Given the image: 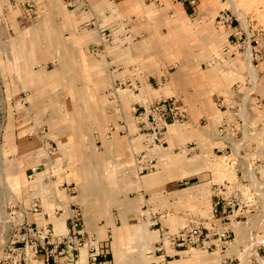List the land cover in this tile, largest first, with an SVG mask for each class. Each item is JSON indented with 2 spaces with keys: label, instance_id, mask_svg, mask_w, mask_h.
<instances>
[{
  "label": "crops",
  "instance_id": "0c3cea01",
  "mask_svg": "<svg viewBox=\"0 0 264 264\" xmlns=\"http://www.w3.org/2000/svg\"><path fill=\"white\" fill-rule=\"evenodd\" d=\"M31 1V12L19 7L8 14H18L21 20L26 15L42 16L44 22L12 29L15 34H10L2 46L0 109L4 101L5 108L9 104L12 111L15 101L22 107L19 112L25 110V91H69V102L77 103L72 98L76 96L74 91H93L95 87V91H102L108 117H115L117 124L125 123L130 130L128 137H121L123 141H115L123 148L124 160L148 157L144 163L148 166L137 170L141 195L121 204L113 214L85 211L79 191L67 196L57 186L59 173L52 169L47 172L46 166L55 162L58 151L49 159L44 151L45 140L55 141L45 134L39 138L43 143L42 160L46 162L38 163L37 175L46 178L29 179L30 167L22 169L25 175L21 181L24 179L25 184L20 200L14 205L2 203L3 221L11 223L8 232L22 221L64 231L70 225L75 201L82 209L84 228L91 231L87 223L93 221L96 226L92 231L102 245L97 263L90 261L84 247L77 264H155L158 260L166 264H241L240 257H247L249 250L254 252L252 259L255 251L260 253L264 249V229L257 234L260 238L253 240L252 224L248 222L253 215H263L264 209V117L260 115L264 105L259 107L253 99L264 97V91L256 85L259 73L253 77L248 70H241L246 52L242 60L240 54L230 57L218 49L208 59L211 53L206 50L205 34H226L229 42V28L217 22L219 9L201 6L202 0L197 6L180 0H81L77 10L69 7L67 0ZM8 3L0 0L2 7ZM210 47L216 49L214 42ZM95 49L105 52L96 53ZM51 59L56 62L53 68L43 65ZM220 70L230 73L223 76ZM238 74L240 78L228 86ZM236 86L239 91L235 94L232 89ZM205 91L217 97L209 98L208 106ZM168 92L181 97L187 118L182 123H171L165 142L151 146L147 135L137 130L133 108L147 106ZM227 96L239 106L243 120L239 137L229 145L218 133L224 112L218 102ZM35 142L23 153L17 148L20 143L14 145L21 168L25 157L38 151L40 154V143ZM238 144H242L249 160L243 152L237 153ZM6 145L9 147L8 141ZM226 182L234 184L243 198L240 209L221 224V230L232 231L226 248H180L168 256L157 252L155 246L163 231H179L192 219L212 227L216 221L212 210L216 187ZM209 240L214 245L222 244L217 236Z\"/></svg>",
  "mask_w": 264,
  "mask_h": 264
},
{
  "label": "rangeland",
  "instance_id": "374dc122",
  "mask_svg": "<svg viewBox=\"0 0 264 264\" xmlns=\"http://www.w3.org/2000/svg\"><path fill=\"white\" fill-rule=\"evenodd\" d=\"M202 1L203 3L200 4L201 6L219 9V13L223 10L233 12L240 17L245 29H247L250 24L257 25L264 29V0ZM194 5L197 6V4ZM18 8L19 7L13 8L10 0L7 6L2 7L0 5V54L4 52L2 46L4 43H7L6 41L9 39L10 34H15L12 29H19V27H28V25L44 22L40 20L42 16L38 18L35 15H26V19L24 18L22 20L18 14L8 16L10 9L19 10ZM27 18H29V20H27ZM5 20L9 21L5 22ZM214 28L216 30L215 26ZM210 33H208V35L205 34L206 50L210 49L209 53H211L208 59H211L212 55L216 53L218 49L220 51L228 44L226 34H219L217 32L216 35L213 36L210 35ZM32 34L36 35V33ZM213 42L217 50L210 47ZM6 50L9 51L8 48ZM243 55L244 53L239 56L242 58ZM245 56V61L241 69L242 72L248 70L249 74L253 77L257 76L259 73L260 79L256 85L259 86L258 88H260L261 91H264V62L254 68L249 62L248 50ZM242 60H244V57ZM43 65L48 66V68H53L56 62L54 59H51ZM220 72L223 76L230 73L228 70H220ZM238 75L239 77L237 76L235 79L228 82V86L231 85L233 81L240 78V74ZM93 89V91H74L76 96L74 97V95H72V98H75L77 103L69 102L71 99L69 91H25L22 93V96L27 100L25 104L27 108H25V110L23 109L22 112H19L22 107L18 106L19 104L15 101L12 103V106L15 107L12 111L11 109L9 110V104H7V110L3 108L6 110L5 113L7 116L4 131L6 129V123L8 126L6 132H2L0 143V260L4 257L5 238H7L6 233L11 226V223L3 221L5 219L3 216L5 208L3 209L2 203L5 204L4 206L8 203L14 205L17 200H20L22 194L21 188L24 186L22 184H25L24 179L21 181V178L25 175L21 173L23 168L26 169L30 167L31 169V167H39L40 165H38V163L42 164L46 162V160H42L43 143L41 138H39L40 135H30V133L37 130L38 127L45 126V134L58 145L57 158L54 160L55 162L46 166L47 172L53 170L59 173V181H74V183H76L77 190L79 191L80 203L83 205L85 211L86 209L89 211L92 210L95 213L97 211H102L103 216H106V213L113 214L117 212L120 210L119 207L121 204L129 203L135 196L141 195L138 186L139 177L137 173L139 172L137 168L140 167L143 169V166H148L144 164L148 157L144 158L143 156H139V158L135 157L134 160H128L127 158L124 160L125 157L123 155H125V153L123 148L117 145L116 142L118 139L123 141L121 137H128V135L116 133L110 139L105 138L108 123L115 122V124H117V119L115 117H113V119L108 117L106 108L103 106L105 100L102 91H95V87H93ZM208 92L210 91H205L204 94L206 106H208L207 102L209 98H212V100H216L217 98L215 96L211 97ZM174 94L176 93L168 92L165 96ZM31 95L32 97H30ZM159 98L161 97L157 99ZM2 104L6 107L4 101ZM3 106H1V108ZM134 109L135 108H133V111ZM1 113L2 112H0V115ZM260 115L264 117V112L260 113ZM210 117L212 116H208V118ZM246 135H249L247 130ZM99 137L103 140L102 144L99 141L97 142ZM7 141L9 147L6 145ZM35 141H39L40 143V154L37 155V153H39L38 151L25 157V160H22L23 167L21 168V162L17 160V155L13 152V150H15L14 145L20 143V147L18 146L17 148H19L20 153H23L29 151L28 146L32 145V143H38ZM120 143L121 142H119V144ZM240 151L243 152V155L239 153ZM237 153L247 160L250 159V156L248 153L246 154V150L242 147V144L237 145ZM142 157L144 160H141ZM41 170H43V165ZM149 171L150 170H144V172ZM40 175L36 176L37 180L46 178L44 174ZM60 189L64 194L69 196L63 188ZM146 193L147 195L150 194L149 192ZM7 210L10 211L11 209ZM105 211L107 212L104 213ZM262 214L263 215H260L261 217L259 215H253L248 222L249 225L252 224L251 234L252 237L254 236L253 240L258 232L264 229V209ZM13 215L15 216V214ZM250 216L251 215H249V217ZM87 224L88 227L91 228V231L94 230L93 228L96 224L93 223V221ZM111 233L112 229L110 228L109 235ZM158 240L159 237L157 241ZM196 250L201 251L198 249H191V251ZM251 252L252 251L249 250L247 257H240L242 260L241 264H264L263 248L260 249V253L255 251L256 255L253 259L251 258L253 256H250Z\"/></svg>",
  "mask_w": 264,
  "mask_h": 264
},
{
  "label": "built area",
  "instance_id": "2783aa9c",
  "mask_svg": "<svg viewBox=\"0 0 264 264\" xmlns=\"http://www.w3.org/2000/svg\"><path fill=\"white\" fill-rule=\"evenodd\" d=\"M113 1V0H112ZM183 3L194 5L198 0H180ZM81 0H67L69 7L80 9ZM13 8L21 7L26 10H34L31 0H12ZM217 22L229 28V42L222 52L230 57L244 53L248 50L249 61L253 67H258L264 62V29L257 25H248L247 29L239 23V18L229 10H223L218 14ZM96 53L105 52L104 49H95ZM239 88L233 87L232 92L238 93ZM253 99L259 107L264 105V97L257 95ZM218 106L224 109L223 116L218 124V133L221 139H225V145L232 143L239 137L242 131L243 120L239 113V106L230 101V97L221 98ZM0 109V143L6 121V108ZM138 132L147 135L148 143L152 146L156 143H164L168 127L173 122L182 123L186 120V111L181 106V97L177 94L163 96L147 106H136L134 111ZM122 127V128H121ZM46 128L42 127L30 135L44 136ZM116 133L130 135V130L125 125L109 122L105 138L110 139ZM228 136V137H227ZM39 137V136H38ZM102 144L101 137L97 142ZM58 147L50 139L45 140L44 151L52 159L57 153ZM38 169V170H37ZM138 171L142 169L137 168ZM39 172V167H31L29 179H34ZM57 186L63 188L69 195L77 193V185L74 181H57ZM243 203L242 194L230 182L218 185L213 202V214L216 221L212 227H206L202 221L192 219L184 228L176 232L163 231L156 243L155 249L165 256L172 250L180 248L191 249H224L232 238V231L221 230V224L234 215ZM73 213L70 217V225L64 231H56L50 226H39L26 221L20 222L16 227L10 228L4 247V257L1 264H77L82 248L88 249V256L92 263H97L102 255V245L93 231L84 228L82 209L75 201L72 202ZM217 236L221 245L210 243L209 237ZM264 243V240H263ZM155 264H166V261H156ZM230 264V263H227Z\"/></svg>",
  "mask_w": 264,
  "mask_h": 264
}]
</instances>
